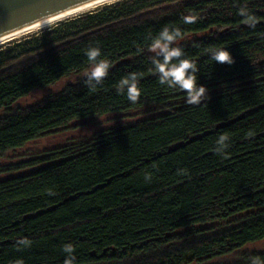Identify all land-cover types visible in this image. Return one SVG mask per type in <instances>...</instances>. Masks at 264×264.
Instances as JSON below:
<instances>
[{
	"label": "trees",
	"instance_id": "1",
	"mask_svg": "<svg viewBox=\"0 0 264 264\" xmlns=\"http://www.w3.org/2000/svg\"><path fill=\"white\" fill-rule=\"evenodd\" d=\"M244 5L258 20L254 29L239 15ZM188 14L196 23L183 22ZM164 27L180 31L173 46L196 63L209 96L200 105L159 83L149 46ZM90 47L110 63L95 90L83 75ZM217 48L235 63L211 60ZM130 73L136 103L117 91ZM109 115L134 120L0 165V264H64L66 244L75 264L264 260L255 248L264 242V0H124L0 48L1 159ZM222 134L228 147L218 154ZM22 238L30 246L17 250Z\"/></svg>",
	"mask_w": 264,
	"mask_h": 264
},
{
	"label": "clouds",
	"instance_id": "2",
	"mask_svg": "<svg viewBox=\"0 0 264 264\" xmlns=\"http://www.w3.org/2000/svg\"><path fill=\"white\" fill-rule=\"evenodd\" d=\"M110 2L114 3L116 0H110ZM239 15L244 18V23L248 27L253 29L256 27L258 20L246 5L239 8ZM182 19L185 24H194L197 21V17L192 14L185 15ZM180 35L181 33L178 29L170 30L168 27H164L149 46V51L154 53L150 57V60L154 66V72L158 74L161 85L178 88L186 93L187 104L200 105L209 99L208 89L197 83L196 73L198 72V68L196 63L185 58L184 51L181 47L173 46ZM85 54L90 62V69L84 74L86 77L85 84L89 89L95 90L108 75L110 63L104 59L98 60V57L101 56L99 47H90L86 50ZM210 59L220 64L231 65L235 63L232 54L223 48L212 50ZM125 90L128 100L136 103L141 94L136 73H130L119 81L117 86L118 93L124 94ZM248 135L251 136L252 133L249 132ZM228 139L227 134L219 136L215 149L218 154L225 153V149L228 147L225 141ZM145 179H150V176L146 175ZM52 194L51 192L49 193V195ZM30 243L27 238L18 239L16 241L17 250H20L21 247H29ZM63 251L67 253L64 264H75L73 246L66 244L63 246ZM14 264H23V261L16 260ZM251 264H264V260L260 257H252Z\"/></svg>",
	"mask_w": 264,
	"mask_h": 264
},
{
	"label": "rangeland",
	"instance_id": "3",
	"mask_svg": "<svg viewBox=\"0 0 264 264\" xmlns=\"http://www.w3.org/2000/svg\"><path fill=\"white\" fill-rule=\"evenodd\" d=\"M44 30V31H48ZM42 32V31H41ZM37 32V33H41ZM36 34V33H35ZM33 35V34H32ZM7 45V44H6ZM6 45H2L0 48L5 47ZM84 75V74H83ZM79 76L63 79L59 82H57L55 85L50 86L48 88H44L41 90H36L31 92L28 96L22 98L16 103V106L20 108L28 107L29 105H32L36 102H38L40 99L45 98L46 96L50 94H54L62 90L66 85L72 84L75 82ZM130 115H133L130 114ZM129 115L125 116H119V115H109L106 117H100V118H91L86 119L84 121L73 123L69 130H66L62 133L57 134L56 136H50L47 138H43L41 140H38L36 142L27 144L23 148L16 150L14 152H9L4 158H0V165L8 164L15 161H21L24 159H28L36 154H39L41 152H44L46 150H49L53 147H58L61 145H64L68 140L70 139H82V138H89L91 137L95 132H98L103 129L111 128V127H117L123 123L131 122V117H128ZM135 118V117H134ZM136 119V118H135ZM3 178V177H1ZM258 246H253L252 248H263L264 249V242L259 243ZM248 251V249H246Z\"/></svg>",
	"mask_w": 264,
	"mask_h": 264
},
{
	"label": "water",
	"instance_id": "4",
	"mask_svg": "<svg viewBox=\"0 0 264 264\" xmlns=\"http://www.w3.org/2000/svg\"><path fill=\"white\" fill-rule=\"evenodd\" d=\"M95 0H0V37Z\"/></svg>",
	"mask_w": 264,
	"mask_h": 264
},
{
	"label": "bare ground",
	"instance_id": "5",
	"mask_svg": "<svg viewBox=\"0 0 264 264\" xmlns=\"http://www.w3.org/2000/svg\"><path fill=\"white\" fill-rule=\"evenodd\" d=\"M122 1L124 0H116V2L113 3V2H110V0H95V1L83 4L76 8L70 9L64 13L58 14L56 16L50 17L36 24L28 26L26 28L20 29L18 31L9 33L4 36H1L0 37V47L2 45H6V44L8 45L12 42L19 41L20 39L30 36L32 34H35L37 32L50 29L59 23L65 22L66 20L79 17L81 15L87 14L99 8L112 5L118 2H122Z\"/></svg>",
	"mask_w": 264,
	"mask_h": 264
}]
</instances>
